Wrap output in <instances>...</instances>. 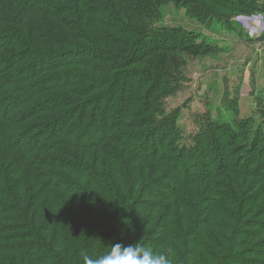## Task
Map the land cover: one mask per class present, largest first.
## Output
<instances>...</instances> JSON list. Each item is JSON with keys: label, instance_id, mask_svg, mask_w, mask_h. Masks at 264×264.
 <instances>
[{"label": "trees", "instance_id": "16d2710c", "mask_svg": "<svg viewBox=\"0 0 264 264\" xmlns=\"http://www.w3.org/2000/svg\"><path fill=\"white\" fill-rule=\"evenodd\" d=\"M226 3L0 0V264L138 241L172 264H264V115L205 112L185 144L165 109L185 79L164 70L206 49L162 9Z\"/></svg>", "mask_w": 264, "mask_h": 264}, {"label": "rangeland", "instance_id": "374dc122", "mask_svg": "<svg viewBox=\"0 0 264 264\" xmlns=\"http://www.w3.org/2000/svg\"><path fill=\"white\" fill-rule=\"evenodd\" d=\"M226 1L232 6L224 16H208L202 10L206 20L193 15L199 8L191 5L162 9L165 26L183 29L191 44L206 49L200 56L177 59L179 71L164 70L180 72L185 79L183 90L165 103L168 112L180 109L177 120L185 144L198 130L196 117L205 112L214 118L223 112L240 120L259 109L264 115V0Z\"/></svg>", "mask_w": 264, "mask_h": 264}, {"label": "clouds", "instance_id": "9594fccd", "mask_svg": "<svg viewBox=\"0 0 264 264\" xmlns=\"http://www.w3.org/2000/svg\"><path fill=\"white\" fill-rule=\"evenodd\" d=\"M171 249L153 251L139 241L134 244H109L107 251L92 258L86 251L81 252L83 264H172Z\"/></svg>", "mask_w": 264, "mask_h": 264}]
</instances>
